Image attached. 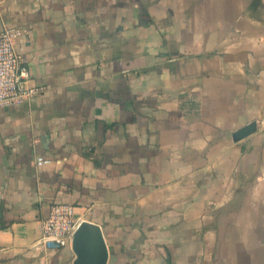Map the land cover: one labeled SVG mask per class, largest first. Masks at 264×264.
I'll return each mask as SVG.
<instances>
[{
  "label": "crops",
  "instance_id": "crops-1",
  "mask_svg": "<svg viewBox=\"0 0 264 264\" xmlns=\"http://www.w3.org/2000/svg\"><path fill=\"white\" fill-rule=\"evenodd\" d=\"M4 26L44 90L0 108V264L74 263L35 246L56 204L108 264H264V0H0Z\"/></svg>",
  "mask_w": 264,
  "mask_h": 264
},
{
  "label": "built area",
  "instance_id": "built-area-1",
  "mask_svg": "<svg viewBox=\"0 0 264 264\" xmlns=\"http://www.w3.org/2000/svg\"><path fill=\"white\" fill-rule=\"evenodd\" d=\"M24 31L16 27L4 26L0 30V108L21 105L43 92L44 88L31 82V74L26 59L16 50V41ZM264 128V119L261 122ZM49 164L48 160L38 158L36 165ZM75 207L69 204H56L48 216L42 220L40 236L36 247L58 251L72 243L73 235L80 225L75 219Z\"/></svg>",
  "mask_w": 264,
  "mask_h": 264
},
{
  "label": "water",
  "instance_id": "water-1",
  "mask_svg": "<svg viewBox=\"0 0 264 264\" xmlns=\"http://www.w3.org/2000/svg\"><path fill=\"white\" fill-rule=\"evenodd\" d=\"M257 131V123L252 122L236 131L232 136L235 142ZM76 255L73 264H108L109 250L102 228L92 222L83 221L76 229L72 243Z\"/></svg>",
  "mask_w": 264,
  "mask_h": 264
},
{
  "label": "trees",
  "instance_id": "trees-1",
  "mask_svg": "<svg viewBox=\"0 0 264 264\" xmlns=\"http://www.w3.org/2000/svg\"><path fill=\"white\" fill-rule=\"evenodd\" d=\"M1 227H2V228H5L6 226H5V225H2Z\"/></svg>",
  "mask_w": 264,
  "mask_h": 264
}]
</instances>
